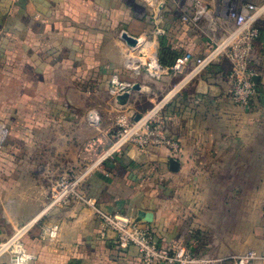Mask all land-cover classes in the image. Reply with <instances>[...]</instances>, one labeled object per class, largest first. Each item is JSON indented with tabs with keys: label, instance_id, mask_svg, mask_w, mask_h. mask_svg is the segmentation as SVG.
<instances>
[{
	"label": "crops",
	"instance_id": "0c3cea01",
	"mask_svg": "<svg viewBox=\"0 0 264 264\" xmlns=\"http://www.w3.org/2000/svg\"><path fill=\"white\" fill-rule=\"evenodd\" d=\"M157 1L0 0V130L8 131L0 146V244L30 224L21 240L31 255L17 262L7 251L0 264H143L135 247L120 249L114 233L100 234L92 209L46 207L61 175L97 158L119 115L146 114L157 101L178 153L127 146L91 171L84 192L151 229L162 245L210 258L264 253V0L247 1L260 8L258 94L248 107L230 99L227 60L186 80L127 69L128 57L142 54L124 33L144 37L166 65L212 47L176 0ZM183 1L192 11L196 0ZM202 1L226 22L228 0ZM155 18L165 35H153ZM114 75L137 87L126 104L110 92ZM140 212L152 221H138Z\"/></svg>",
	"mask_w": 264,
	"mask_h": 264
},
{
	"label": "built area",
	"instance_id": "2783aa9c",
	"mask_svg": "<svg viewBox=\"0 0 264 264\" xmlns=\"http://www.w3.org/2000/svg\"><path fill=\"white\" fill-rule=\"evenodd\" d=\"M153 1L155 0H150L148 4L151 5ZM192 8L193 10L189 11L184 6L182 18L184 21L193 22L209 38L212 47L206 54L197 56L191 52L181 53L173 58L171 64L163 65L155 52L146 50V39L136 38L138 42L135 47L141 48L142 58L129 56L126 62L127 69L136 73L145 70L157 79L183 75L185 76L183 80H186L227 60L230 64L227 77L232 84L230 99L237 105L248 107L258 94L252 58L254 44L260 36L257 24L259 6L254 3H239L229 8L226 5L222 8V16L226 22H218L215 11L202 0L194 1ZM156 21L153 35H165L166 31L161 27L160 19ZM134 86L133 83L120 79L118 75H114L110 80V92L115 96L130 91ZM164 104L163 101H159L143 115H119L114 129L108 136V148L99 153L93 163L90 162L92 164H84L78 171L61 175L49 196L47 212L67 207L74 202L92 209L99 222L100 234L104 237L108 232L114 233L120 249L135 247L143 264H264V253L255 250L228 257L210 258L190 253L183 246L162 245L157 242L151 229L129 215L103 210L95 198L84 192L83 184L91 171L127 146L134 147L141 153L158 147H167L173 154L178 153L179 144L168 134L167 122L162 115ZM28 226L30 224L20 229L11 241L0 244V257L10 251L15 255L17 262L31 259L21 240ZM57 231L58 226H53L49 230V237H56Z\"/></svg>",
	"mask_w": 264,
	"mask_h": 264
},
{
	"label": "water",
	"instance_id": "95a60500",
	"mask_svg": "<svg viewBox=\"0 0 264 264\" xmlns=\"http://www.w3.org/2000/svg\"><path fill=\"white\" fill-rule=\"evenodd\" d=\"M146 2H149L150 0H145ZM123 38L126 40V42L132 46V47H135L137 45V39L135 37H131L129 35H127L126 33L123 34ZM254 80H256V78L254 77ZM137 87L134 86V89H136ZM129 96L130 94L128 92L122 94V95H119L117 97V100L119 101L120 104H126L128 99H129ZM92 117H94L95 115L92 114L91 115ZM174 162L171 163V165L173 166ZM141 219H145V221L147 222H151L152 221V216L151 215H148L144 212H140L139 213V218H138V221H140Z\"/></svg>",
	"mask_w": 264,
	"mask_h": 264
},
{
	"label": "rangeland",
	"instance_id": "374dc122",
	"mask_svg": "<svg viewBox=\"0 0 264 264\" xmlns=\"http://www.w3.org/2000/svg\"><path fill=\"white\" fill-rule=\"evenodd\" d=\"M143 2H145V3H149V2H146L145 0H142ZM179 4H180V7H179V10L180 11H185L184 10V6L186 5V4H183V3H185L183 0H176ZM219 1L220 0H218L217 1V3H219ZM247 1H249V0H228L227 1V6L229 7V8H233V7H235L236 5H238L239 3H250V2H247ZM156 3L157 4H159V2L157 1V0H155V1H153V3L151 4V6L153 7V6H156ZM144 102V100H141V103H143ZM157 103H158V101H157ZM156 103V104H157ZM155 104V105H156ZM154 105V106H155ZM153 107H151V109H152ZM150 109V110H151ZM8 131L6 130V129H1L0 130V140H1V138H2V140L0 141V146H1V144H2V142H3V135H6V133H7ZM112 132V131H111ZM110 135V134H109ZM108 144L107 143H105L104 144V146H103V148L102 149H100V153L101 152H103V150H106L107 148H108V146H107Z\"/></svg>",
	"mask_w": 264,
	"mask_h": 264
},
{
	"label": "trees",
	"instance_id": "16d2710c",
	"mask_svg": "<svg viewBox=\"0 0 264 264\" xmlns=\"http://www.w3.org/2000/svg\"><path fill=\"white\" fill-rule=\"evenodd\" d=\"M161 62V61H160ZM162 63V62H161ZM163 65H166V64H164V63H162Z\"/></svg>",
	"mask_w": 264,
	"mask_h": 264
}]
</instances>
